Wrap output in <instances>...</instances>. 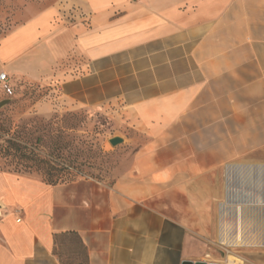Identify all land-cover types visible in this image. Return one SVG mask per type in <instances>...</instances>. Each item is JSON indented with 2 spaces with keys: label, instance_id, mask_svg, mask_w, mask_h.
<instances>
[{
  "label": "crops",
  "instance_id": "crops-1",
  "mask_svg": "<svg viewBox=\"0 0 264 264\" xmlns=\"http://www.w3.org/2000/svg\"><path fill=\"white\" fill-rule=\"evenodd\" d=\"M0 73L145 138L109 186L0 172V264H264V0H68Z\"/></svg>",
  "mask_w": 264,
  "mask_h": 264
},
{
  "label": "rangeland",
  "instance_id": "rangeland-1",
  "mask_svg": "<svg viewBox=\"0 0 264 264\" xmlns=\"http://www.w3.org/2000/svg\"><path fill=\"white\" fill-rule=\"evenodd\" d=\"M1 2L0 40L43 10L57 4H67L68 0H2ZM62 12L65 15V12ZM70 15L71 13L67 16V21H69ZM7 84L10 85L11 81H8ZM12 87L13 96L6 97L0 85V101L10 100L1 109L12 103L5 115L14 124L20 120L28 121L31 119L46 124L51 121L56 122L57 117L66 113L78 114V120L74 121L77 125L73 137L75 143H72V152L66 151L65 155H68V152L73 155L77 150H83L85 147H82L80 141L84 139V136H87L89 150L79 158L75 168L77 176L73 181L91 178L108 186L111 185L117 176V168L120 161L123 160L125 152L131 150L135 144H141L145 141L140 133L127 126L120 119V112L113 106L76 109L63 98H59V95L52 91L50 84L19 82ZM54 128L52 133H55ZM113 137H119L123 142L113 147L109 143ZM127 139H132L135 143L128 144ZM50 145L47 143L42 151H49ZM10 171L11 167L6 166L0 159V172ZM21 176L40 179L34 174Z\"/></svg>",
  "mask_w": 264,
  "mask_h": 264
},
{
  "label": "trees",
  "instance_id": "trees-1",
  "mask_svg": "<svg viewBox=\"0 0 264 264\" xmlns=\"http://www.w3.org/2000/svg\"><path fill=\"white\" fill-rule=\"evenodd\" d=\"M8 88L10 94L1 86L6 97H11L13 87L8 84ZM11 104L0 109V159L2 162L11 167L12 173L34 174L49 185L73 182L77 176L75 168L78 160L89 150L87 136H84L80 144L85 148L77 150L73 155L69 154L72 152V143H75L73 137L77 125L74 121L78 120V114L66 113L57 117L56 122L51 121L46 124L33 119L20 120L14 124L5 115ZM53 128L55 133H52ZM47 143L51 144L48 147L49 151H42ZM66 151H69L68 155H65Z\"/></svg>",
  "mask_w": 264,
  "mask_h": 264
},
{
  "label": "water",
  "instance_id": "water-1",
  "mask_svg": "<svg viewBox=\"0 0 264 264\" xmlns=\"http://www.w3.org/2000/svg\"><path fill=\"white\" fill-rule=\"evenodd\" d=\"M10 102L9 99H4L2 101H0V109L7 105L8 103ZM123 142V140L119 137H113L109 140V143L111 146L115 147L117 146L118 144H121ZM181 264H214V263H206V262H201V261H197V262H192V261H182Z\"/></svg>",
  "mask_w": 264,
  "mask_h": 264
},
{
  "label": "built area",
  "instance_id": "built-area-1",
  "mask_svg": "<svg viewBox=\"0 0 264 264\" xmlns=\"http://www.w3.org/2000/svg\"><path fill=\"white\" fill-rule=\"evenodd\" d=\"M83 16V15H82ZM73 20V15H70L69 16V21L68 22H71ZM8 77L5 73H0V85L7 91L8 94H10L9 92V88H8Z\"/></svg>",
  "mask_w": 264,
  "mask_h": 264
}]
</instances>
